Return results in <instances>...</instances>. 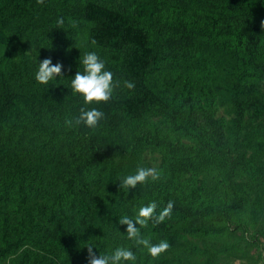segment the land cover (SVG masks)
<instances>
[{"label": "trees", "instance_id": "16d2710c", "mask_svg": "<svg viewBox=\"0 0 264 264\" xmlns=\"http://www.w3.org/2000/svg\"><path fill=\"white\" fill-rule=\"evenodd\" d=\"M89 51L116 85L99 104L71 91ZM45 58L64 65L48 85ZM93 107L99 124H77ZM138 167L159 179L126 194ZM152 202L155 259L119 224ZM89 244L264 264V0H0V264H88Z\"/></svg>", "mask_w": 264, "mask_h": 264}, {"label": "clouds", "instance_id": "9594fccd", "mask_svg": "<svg viewBox=\"0 0 264 264\" xmlns=\"http://www.w3.org/2000/svg\"><path fill=\"white\" fill-rule=\"evenodd\" d=\"M59 24H63V19L58 20ZM79 67L82 65L83 71L77 70L71 80V91L73 94H80L83 96L85 104H99L101 102L111 99L115 84L113 82V73L106 68L103 59L95 52L89 51L83 54V57L78 58ZM78 67V69H79ZM64 65L62 63H53L51 58L38 60L37 71L35 72V79L38 83L48 85L51 81L58 80L63 75ZM132 82L125 81V87L128 89L134 88ZM104 113L93 107L90 110L81 109L80 116L76 123H83L89 128H95L103 119ZM159 179V173L154 168L138 167L134 174L121 177L119 180V189H125L126 194L137 185L143 186L149 180L155 181ZM157 205L155 202L147 206H143L138 210L135 219L127 216L120 219V225H126V236L130 241L135 242L136 247L143 246L147 249V253L152 258H158L162 253L166 252L170 245L167 241L153 244L149 239L142 238L140 234V226H145L148 220L153 216ZM173 208L171 202L168 203L167 208L160 213L156 218V223L164 221L170 216ZM139 225V227H137ZM87 247V262L88 264H136V254L127 247H117L111 254H101L97 256L94 249L96 246L89 244ZM99 250V249H98Z\"/></svg>", "mask_w": 264, "mask_h": 264}, {"label": "rangeland", "instance_id": "374dc122", "mask_svg": "<svg viewBox=\"0 0 264 264\" xmlns=\"http://www.w3.org/2000/svg\"><path fill=\"white\" fill-rule=\"evenodd\" d=\"M153 164L155 165L156 163H155V162H153Z\"/></svg>", "mask_w": 264, "mask_h": 264}]
</instances>
